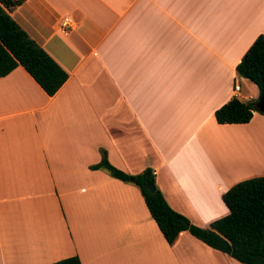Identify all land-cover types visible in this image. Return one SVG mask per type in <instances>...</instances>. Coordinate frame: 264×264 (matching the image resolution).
<instances>
[{"label":"crops","instance_id":"obj_1","mask_svg":"<svg viewBox=\"0 0 264 264\" xmlns=\"http://www.w3.org/2000/svg\"><path fill=\"white\" fill-rule=\"evenodd\" d=\"M9 13L68 76L53 95L20 65L0 76V264H244L188 230L169 244L135 184L90 166L104 149L130 174L150 167L191 223L226 215L223 192L264 174V114L214 115L260 95L236 65L264 33V0H24Z\"/></svg>","mask_w":264,"mask_h":264},{"label":"trees","instance_id":"obj_2","mask_svg":"<svg viewBox=\"0 0 264 264\" xmlns=\"http://www.w3.org/2000/svg\"><path fill=\"white\" fill-rule=\"evenodd\" d=\"M24 0H0V76L22 66L48 94L53 95L67 79V72L16 22L9 11ZM237 74L264 90V33H260L236 65ZM257 99L242 101L232 97L215 110L219 123H246L251 120ZM135 184L163 237L172 244L179 232L188 230L210 247L227 253L244 264H264V174L240 180L222 194L228 213L208 227L195 225L174 210L157 187L150 167L130 174L116 166L101 149L100 161L90 166ZM154 186V191L148 188ZM48 264H81L77 255Z\"/></svg>","mask_w":264,"mask_h":264},{"label":"water","instance_id":"obj_3","mask_svg":"<svg viewBox=\"0 0 264 264\" xmlns=\"http://www.w3.org/2000/svg\"><path fill=\"white\" fill-rule=\"evenodd\" d=\"M255 108L264 113V90L261 91L259 97L257 98L255 102ZM148 188L151 191H154L155 189L152 184H148Z\"/></svg>","mask_w":264,"mask_h":264},{"label":"built area","instance_id":"obj_4","mask_svg":"<svg viewBox=\"0 0 264 264\" xmlns=\"http://www.w3.org/2000/svg\"><path fill=\"white\" fill-rule=\"evenodd\" d=\"M72 25V19L70 17H65L64 18V23H63V28L65 31L69 30V28ZM233 90L235 93H238V91L240 90V85L238 82H236L233 86ZM154 173V172H153Z\"/></svg>","mask_w":264,"mask_h":264},{"label":"rangeland","instance_id":"obj_5","mask_svg":"<svg viewBox=\"0 0 264 264\" xmlns=\"http://www.w3.org/2000/svg\"><path fill=\"white\" fill-rule=\"evenodd\" d=\"M213 264V263H212Z\"/></svg>","mask_w":264,"mask_h":264}]
</instances>
